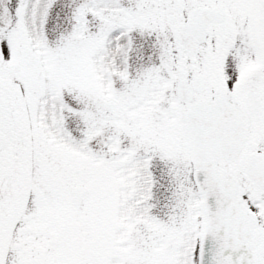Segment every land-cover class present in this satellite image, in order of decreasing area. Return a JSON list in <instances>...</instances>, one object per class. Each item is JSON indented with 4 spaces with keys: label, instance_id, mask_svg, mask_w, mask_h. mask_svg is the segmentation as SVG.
Masks as SVG:
<instances>
[{
    "label": "snow or ice",
    "instance_id": "obj_1",
    "mask_svg": "<svg viewBox=\"0 0 264 264\" xmlns=\"http://www.w3.org/2000/svg\"><path fill=\"white\" fill-rule=\"evenodd\" d=\"M0 264H264V0H0Z\"/></svg>",
    "mask_w": 264,
    "mask_h": 264
}]
</instances>
